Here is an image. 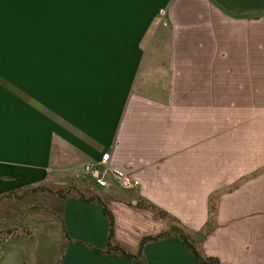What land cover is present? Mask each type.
<instances>
[{"label":"crops","instance_id":"obj_1","mask_svg":"<svg viewBox=\"0 0 264 264\" xmlns=\"http://www.w3.org/2000/svg\"><path fill=\"white\" fill-rule=\"evenodd\" d=\"M24 6L31 31L8 32ZM107 151L139 186L104 172ZM69 183L102 195L134 254L168 227L145 203L190 232L215 204L205 254L264 264V0H0V197L60 201L4 237L0 264H201L176 236L95 252L109 220L60 197Z\"/></svg>","mask_w":264,"mask_h":264},{"label":"trees","instance_id":"obj_2","mask_svg":"<svg viewBox=\"0 0 264 264\" xmlns=\"http://www.w3.org/2000/svg\"><path fill=\"white\" fill-rule=\"evenodd\" d=\"M73 191L78 193L79 199L86 202L99 204L103 208V211L109 220V234L106 247L98 248L92 244H89L90 248H92L95 252L103 255L123 256L127 258L138 257L142 253L146 243H148L149 241H157L176 236L185 243V245L192 251L195 257L201 262V264H219L218 258L207 256L202 249V242L204 241L206 236L213 230L212 220H214L217 215V207L215 204H211L210 208L211 223L209 222V224H207L202 230L198 232H190L185 229V227L177 218L169 214L167 211L159 208L154 204L145 203L144 206L147 209L151 210L156 216L169 221L170 224L165 231L143 237L140 242L139 252L137 254H134L128 250V247L125 244L118 241L115 237V217L113 212L109 208L107 201L104 200L102 195H98L93 192H82L78 190L76 186H70L64 189H60L57 191V193L60 195V197L66 199L69 193ZM7 196L9 195L2 196L0 197V199Z\"/></svg>","mask_w":264,"mask_h":264},{"label":"rangeland","instance_id":"obj_3","mask_svg":"<svg viewBox=\"0 0 264 264\" xmlns=\"http://www.w3.org/2000/svg\"><path fill=\"white\" fill-rule=\"evenodd\" d=\"M31 7H19L12 13L16 17V22L10 21L7 25L8 32L28 33L31 31ZM10 15V14H9ZM18 20V21H17ZM75 186L69 183L66 187ZM63 188V189H64ZM74 192V191H73ZM73 192L69 195L74 194ZM57 198L51 199L36 190H25L20 194L9 195L0 199V248L5 249L4 237L10 233L23 231L30 232L31 225L47 215L45 207H59ZM156 216V215H155ZM159 217V216H157ZM165 220V219H164ZM167 221V220H165ZM168 227H169V221ZM167 227V228H168ZM166 228V229H167ZM166 229L162 230L165 231ZM160 231V232H162ZM157 232V233H160ZM153 233V234H157ZM150 234V235H153ZM148 236V235H147Z\"/></svg>","mask_w":264,"mask_h":264},{"label":"built area","instance_id":"obj_4","mask_svg":"<svg viewBox=\"0 0 264 264\" xmlns=\"http://www.w3.org/2000/svg\"><path fill=\"white\" fill-rule=\"evenodd\" d=\"M110 161H111V152L107 151L105 154H103L102 161L99 164H102L104 166V172H111L115 176V178L118 180L122 188L134 189L141 184L140 180L133 177L131 174H128L123 170L113 168L112 166H110ZM85 170L88 173L91 172L92 166L86 165ZM97 182L100 186H106L108 183L107 180L103 177H98ZM3 254H4V250L0 248V256Z\"/></svg>","mask_w":264,"mask_h":264},{"label":"water","instance_id":"obj_5","mask_svg":"<svg viewBox=\"0 0 264 264\" xmlns=\"http://www.w3.org/2000/svg\"><path fill=\"white\" fill-rule=\"evenodd\" d=\"M133 203L134 204H141V202H139L138 200H135Z\"/></svg>","mask_w":264,"mask_h":264}]
</instances>
